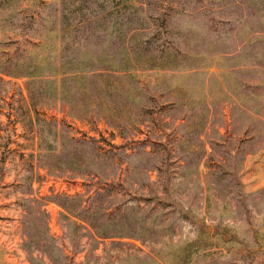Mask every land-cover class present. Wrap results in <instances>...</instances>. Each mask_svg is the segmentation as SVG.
I'll use <instances>...</instances> for the list:
<instances>
[{"label": "rangeland", "instance_id": "1", "mask_svg": "<svg viewBox=\"0 0 264 264\" xmlns=\"http://www.w3.org/2000/svg\"><path fill=\"white\" fill-rule=\"evenodd\" d=\"M37 53L71 99L39 148L0 83V264H264V0H0V63Z\"/></svg>", "mask_w": 264, "mask_h": 264}, {"label": "trees", "instance_id": "2", "mask_svg": "<svg viewBox=\"0 0 264 264\" xmlns=\"http://www.w3.org/2000/svg\"><path fill=\"white\" fill-rule=\"evenodd\" d=\"M53 57L50 55H45L42 53H37L33 59L34 62L24 65V70H21L19 67H17L16 63L15 66H8L5 62L0 63V83H4L6 80V77L11 78H24L25 79V90L27 93L28 100L31 101L34 111L36 112L35 119L32 116V114H29V121L31 123H34L32 125H35V131L38 136V146L39 148L42 147L47 142V137L50 134V130L52 128L51 122L46 121L42 117H40L39 113L36 110L37 104H53L58 99L65 100L69 98L71 99V96L69 94V88L66 85V81L69 78H66L65 74L62 69L59 68H53L51 64V59ZM31 65V66H30ZM79 76L77 78L72 77V80H75V85L77 86L76 93L75 94H83L86 92L88 86L86 84L87 80V73L85 70L80 69L79 73H77ZM61 77V78H60ZM59 82V84H58ZM101 87L96 86L94 89L97 90ZM55 94V95H54ZM59 94L60 97H59ZM58 96V97H57ZM50 99H52V102H50ZM73 100V99H72ZM78 101H80L79 96H77V99L75 100V104H78ZM48 128V131H47ZM62 207L67 210L68 212H72V209L65 203H61ZM244 247V246H241ZM245 248V247H244ZM233 248H229L226 252L227 254H232ZM228 257L227 255H225ZM229 262L235 261L242 262L241 257H234L230 258L228 260Z\"/></svg>", "mask_w": 264, "mask_h": 264}]
</instances>
